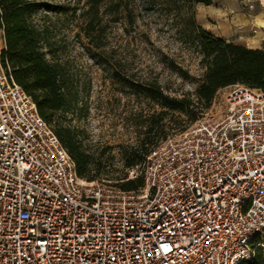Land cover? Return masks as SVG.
I'll use <instances>...</instances> for the list:
<instances>
[{
    "label": "built area",
    "instance_id": "obj_1",
    "mask_svg": "<svg viewBox=\"0 0 264 264\" xmlns=\"http://www.w3.org/2000/svg\"><path fill=\"white\" fill-rule=\"evenodd\" d=\"M239 3L264 22V0ZM6 52L2 33L0 264H241L264 247L262 90L227 87L222 115L152 147L125 191L78 176Z\"/></svg>",
    "mask_w": 264,
    "mask_h": 264
},
{
    "label": "rangeland",
    "instance_id": "obj_2",
    "mask_svg": "<svg viewBox=\"0 0 264 264\" xmlns=\"http://www.w3.org/2000/svg\"><path fill=\"white\" fill-rule=\"evenodd\" d=\"M43 2L51 9L39 11L34 22L45 30L52 51L48 60L60 66L70 92L68 109L55 117L53 125L66 128L82 144L95 171L101 172L99 182L122 188L126 178L132 180L126 167L130 156L136 154L142 161L151 144L188 131L196 122H190L191 114L197 119L222 115L230 88L216 93L214 106L212 101L205 108L197 99L205 68L197 49L183 39L173 5L167 7L161 0H124L118 9V3L109 0L97 7L91 0ZM198 5L197 20L198 14L208 12ZM212 5L228 16L242 7L239 0H212ZM154 83L167 96L189 99L190 113L168 112L159 117L161 108L143 95ZM159 121L154 132L147 134L146 127ZM260 250L264 254V247Z\"/></svg>",
    "mask_w": 264,
    "mask_h": 264
},
{
    "label": "trees",
    "instance_id": "obj_3",
    "mask_svg": "<svg viewBox=\"0 0 264 264\" xmlns=\"http://www.w3.org/2000/svg\"><path fill=\"white\" fill-rule=\"evenodd\" d=\"M91 1L97 7L106 0ZM109 1H116L117 8L120 9L124 0ZM143 1L149 3L154 0ZM161 1L167 7L173 5L172 7H175L173 9L177 10L181 35L197 49L200 63L205 68L204 78L196 89L197 99L204 104L205 108L211 105L219 90L229 86L241 84L264 92V47L251 49L217 38L198 24L195 5L210 6L212 0ZM50 9L51 6L45 4L43 0H0V31L4 36L6 53L12 65L16 83L32 97L40 116L53 128L73 159L78 176L89 182H99L101 172L95 171L96 166L94 167L91 156L84 150L82 144L76 142L66 128L53 125L55 117L68 109L70 92L60 66L48 60V55H52V51L45 30L40 29L34 22V16L39 11H50ZM125 9L127 10L128 6ZM177 71L185 77L180 68H177ZM134 87L144 90L143 86ZM145 89L143 95L161 108L159 117L168 112L190 113L188 109L192 102L189 99L165 95L158 83ZM189 118L190 122L197 120L194 114H191ZM160 123V121L151 122L146 127V133L151 135ZM157 144H151L150 149ZM150 149H146V154ZM136 158L134 154L127 159V170L135 168L144 160L143 158L139 161ZM143 184L144 180L141 177L134 180L126 178L121 189L137 190ZM241 264H264V254L257 249L251 261Z\"/></svg>",
    "mask_w": 264,
    "mask_h": 264
},
{
    "label": "crops",
    "instance_id": "obj_4",
    "mask_svg": "<svg viewBox=\"0 0 264 264\" xmlns=\"http://www.w3.org/2000/svg\"><path fill=\"white\" fill-rule=\"evenodd\" d=\"M205 8H208V12L202 17L198 14V24L215 37L251 49H262L264 47V31H256L255 33L252 26L256 14L258 15L257 24L264 26L260 9L257 13L250 14L244 11V8L238 6L237 10H233L234 15L228 16V13L218 11L213 5L205 6ZM207 14L211 17V20L208 19Z\"/></svg>",
    "mask_w": 264,
    "mask_h": 264
}]
</instances>
